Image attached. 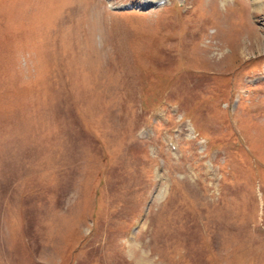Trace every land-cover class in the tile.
<instances>
[{
	"label": "rangeland",
	"instance_id": "obj_1",
	"mask_svg": "<svg viewBox=\"0 0 264 264\" xmlns=\"http://www.w3.org/2000/svg\"><path fill=\"white\" fill-rule=\"evenodd\" d=\"M142 2L0 0V264H264V0Z\"/></svg>",
	"mask_w": 264,
	"mask_h": 264
},
{
	"label": "bare ground",
	"instance_id": "obj_2",
	"mask_svg": "<svg viewBox=\"0 0 264 264\" xmlns=\"http://www.w3.org/2000/svg\"><path fill=\"white\" fill-rule=\"evenodd\" d=\"M148 1H151V0H144L145 4L148 3ZM155 1H157V0H154V1H152V2H155ZM123 6H124V5H123Z\"/></svg>",
	"mask_w": 264,
	"mask_h": 264
}]
</instances>
